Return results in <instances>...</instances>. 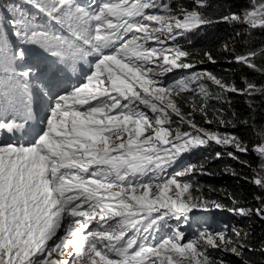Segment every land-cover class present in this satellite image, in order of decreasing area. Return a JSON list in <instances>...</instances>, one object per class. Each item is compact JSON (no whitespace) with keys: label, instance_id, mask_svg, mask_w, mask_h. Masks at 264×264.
Wrapping results in <instances>:
<instances>
[{"label":"snow or ice","instance_id":"snow-or-ice-1","mask_svg":"<svg viewBox=\"0 0 264 264\" xmlns=\"http://www.w3.org/2000/svg\"><path fill=\"white\" fill-rule=\"evenodd\" d=\"M26 2L66 26L69 35L38 32L19 5L10 10L8 21L14 35L29 42L39 38L49 50L64 49L72 59L94 56V63L79 84L53 95L31 141L0 142V264H224L211 250L241 255L244 244L224 232L203 230L185 240L169 224L187 222L194 209L223 207L194 195L193 183L185 178L198 166L176 169L182 154L210 142L248 150L237 137L188 118L197 111L206 117L205 105L193 103L184 114L176 97L193 84L207 97L202 81L238 94L255 92L254 84L237 89L211 72H194L168 85L159 79L193 67L183 62L189 53L175 41L213 22L201 10L207 0L177 9L163 0H102L88 7L77 0ZM229 21L264 29V0H249L242 12L224 15L220 22ZM205 55L213 61L210 53ZM256 55L235 60L257 70ZM17 57L24 58L23 49L12 51V60ZM9 69L6 43L0 39V72L7 77ZM31 73L27 68L19 76ZM15 84L0 78V113L9 111ZM173 114L179 118L175 128ZM0 131L27 129L10 115L0 119ZM254 150L264 157V141ZM253 182L264 189V174ZM229 210L252 214L244 207ZM255 212L264 216V206Z\"/></svg>","mask_w":264,"mask_h":264},{"label":"trees","instance_id":"trees-1","mask_svg":"<svg viewBox=\"0 0 264 264\" xmlns=\"http://www.w3.org/2000/svg\"><path fill=\"white\" fill-rule=\"evenodd\" d=\"M248 4L249 0H207L208 6L201 10L213 22L192 30L175 41L176 46L189 53L183 62L194 65L192 67L194 72H211L225 83L234 84L237 89L247 88L242 81L244 79L255 85L257 92L241 94L222 93L217 86L212 85L208 87L209 95L204 97L193 84L191 90L176 97L184 114L192 111L193 103L205 105L206 117L198 111L193 115L201 117L202 120L198 119L201 123H204L205 119L212 120L211 124L207 123L209 130L218 131L221 135L235 136L246 148L259 142L254 137L257 131H264V65L262 64V71L256 72L240 66L234 56L236 53L247 51L251 46H255L256 49L262 48L264 29L253 30L239 23L220 21L224 15L242 12ZM15 5L20 6L24 17H34L35 8L26 0H0V18L6 21L10 16L11 7ZM181 6L191 8L192 0H176V9ZM205 53H210L214 62L210 61ZM185 72L194 73L189 69ZM260 88L262 91L258 93ZM210 148L209 152L203 151L197 155L196 161L201 168L208 170L202 177L200 176L202 181L197 177L191 180L192 183L195 186L200 184L201 192L207 195L209 200L210 197L215 198V195L211 194L216 189L220 193L221 201L229 206L253 207L255 203L253 199L263 191L253 182L257 158L249 151L232 152L235 157L233 158L228 152L223 151L220 145L215 144ZM215 152L222 153L217 157ZM234 216H237L238 224L242 226L237 230L241 235L237 237L223 232L232 240H239L244 247L241 249V259L226 261L224 264H264V219L255 215Z\"/></svg>","mask_w":264,"mask_h":264},{"label":"rangeland","instance_id":"rangeland-1","mask_svg":"<svg viewBox=\"0 0 264 264\" xmlns=\"http://www.w3.org/2000/svg\"><path fill=\"white\" fill-rule=\"evenodd\" d=\"M173 1V2H172ZM178 1V0H177ZM161 0H157V3H160ZM164 3H169L174 9H176L175 7V2L176 0H163ZM172 2V3H170ZM36 10V9H35ZM247 27V26H245ZM11 31L14 32V29H11ZM251 33V31H250ZM13 36V34H10ZM171 45V42H169ZM253 49V50H251ZM264 46L260 49H256L255 46H251L250 49H248L247 51L243 52V53H236L234 56V59L236 56L238 55H245L249 52H255L257 53V55L254 57L253 62L257 65V70H254L252 68V70L258 72V71H262L263 69V65H264ZM184 60V58H182ZM92 63H94V56H89L85 59H74L73 64H68V67L76 70L79 66H86V67H91ZM186 63V62H185ZM263 64V65H262ZM240 66H245L247 67L245 64L243 63H239ZM194 66V65H193ZM249 68V67H248ZM191 70V73L194 72L195 70L189 69ZM53 71H55V68H53ZM186 69H175L173 70L171 73H167L164 76L160 77V81H162V83L164 85H168L173 83L174 81L180 79L181 77L184 76H188L191 75L190 73H186L185 72ZM203 72H207V71H203ZM52 74H47L46 77L48 79H51ZM244 82L245 85H248L249 83H251L250 81L244 79L242 80ZM20 82H22L23 84L26 85L27 83V79L26 77L24 78H20ZM42 83L45 84V81L41 80ZM204 83L207 84L208 87H212V82L211 81H205ZM231 85V83H230ZM197 87V86H196ZM194 90H196V88H193ZM199 90V89H198ZM262 91V89L260 88L258 93H260ZM257 92V91H255ZM23 94V93H22ZM24 100V99H23ZM25 103V101H24ZM22 104L20 106V109H14L15 112H11L10 115H14L17 118L20 119H26L27 121H29L32 118V114H31V110L29 109L31 107V104L29 101H27L26 104ZM4 115H8L9 113H3ZM149 115H151V113L149 112ZM189 119H194L195 122L199 125L202 126L206 129H208L207 127V123L200 122L198 119L202 120V118L200 117H196V116H191L188 117ZM172 119H174L172 127L175 128L177 126L176 121H178V117H176L174 114L172 115ZM41 123L42 120H40L39 122L34 121V126L31 129L30 134H28L24 139H19L18 142L16 143H28L29 141H31L32 136L34 135L33 129H35L36 131H39V129H36V126H40L41 127ZM183 130L187 131L190 130L188 128L187 125L182 126ZM209 130V129H208ZM255 139H257L259 142L252 144L250 146H248V150L246 152H251V154L253 156H255L257 158V163H256V167H255V176L254 178H256L258 175L264 174L261 172L262 169H264V157H261L260 154L258 152H256L254 149L257 145H259L262 141H264V131L263 130H259L256 132V135H254ZM215 142H210L207 145L204 146H200L197 147L191 151H189L188 153L182 154V157L180 158L179 162L177 165H175L174 167L176 169H179L180 167L187 165V164H194L197 165V171L194 174L189 175L188 177H186L185 179L192 182L191 180L193 178L198 177V180L201 179L200 176L202 177L205 173V171H207V168H201L200 164L196 161L197 159V155H199V152H203V151H207L209 152L211 150V146L215 145ZM217 145V144H216ZM221 146V145H220ZM244 146V145H242ZM223 148V151L225 152H235L238 151L237 149H235L232 146H221ZM245 147V146H244ZM218 152H215V154H217ZM220 154L222 152H219ZM169 173L171 171H173V169H169L168 170ZM201 174V175H198ZM202 181V179H201ZM194 185V195L197 196H202L203 199L208 200V201H216L218 203H220L223 207L220 209H216L214 207L209 206L208 209H194L192 213L189 214L188 220L187 222H185L184 220H180V221H176L175 219L171 220L169 222L170 227L173 229H177L179 231H182L184 233V239L188 240L193 238L196 234H198V232L203 231V230H210L212 232H226V234L231 233L233 235H235L234 230H239V228H241L242 226H240V224H238V220L236 219L237 216H234V214H236L233 211H230L229 209H234L237 207L234 206H229L228 204H226L225 202H222L221 199L219 198V191L214 189V193H212L211 195H215V198H211L210 200L207 199V195H204L201 190H200V184H197L195 186ZM256 198L253 199L254 206L253 207H244L246 209H251L252 210V214L251 215H255L256 217H261L264 219V216L261 215H257L255 210L264 206V189L262 191V194L259 196H255ZM250 216V215H249ZM211 256L216 260V261H224V263L226 261H238L239 259H241L240 255H236L234 253H231L229 251H225V250H216L213 249L211 250Z\"/></svg>","mask_w":264,"mask_h":264},{"label":"bare ground","instance_id":"bare-ground-1","mask_svg":"<svg viewBox=\"0 0 264 264\" xmlns=\"http://www.w3.org/2000/svg\"><path fill=\"white\" fill-rule=\"evenodd\" d=\"M180 163V162H179Z\"/></svg>","mask_w":264,"mask_h":264}]
</instances>
